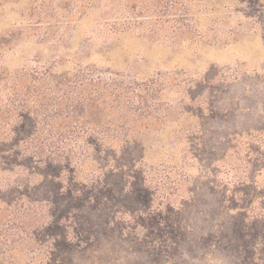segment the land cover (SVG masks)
<instances>
[{
  "label": "rangeland",
  "instance_id": "obj_1",
  "mask_svg": "<svg viewBox=\"0 0 264 264\" xmlns=\"http://www.w3.org/2000/svg\"><path fill=\"white\" fill-rule=\"evenodd\" d=\"M213 6L220 13L179 48L137 37L84 41V62L146 90L132 109L153 117L118 167L80 194L56 170L15 193L50 220L45 262L264 264L262 167H251L254 185L233 187L256 152L248 136L264 133V0ZM42 52L27 46L4 66L29 69L35 56L48 58Z\"/></svg>",
  "mask_w": 264,
  "mask_h": 264
},
{
  "label": "trees",
  "instance_id": "obj_2",
  "mask_svg": "<svg viewBox=\"0 0 264 264\" xmlns=\"http://www.w3.org/2000/svg\"><path fill=\"white\" fill-rule=\"evenodd\" d=\"M217 1L0 0V264H49V218L14 197L37 172L70 177L80 194L117 168L148 130L142 122L150 112L132 109L146 90L85 63L84 41L137 37L179 48L220 13ZM27 46L48 58L37 55L33 67L9 71L6 60ZM245 144L256 152L246 162L248 178L233 185L237 191L254 185L253 164L262 167L257 176L264 172V133Z\"/></svg>",
  "mask_w": 264,
  "mask_h": 264
}]
</instances>
